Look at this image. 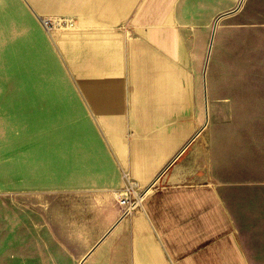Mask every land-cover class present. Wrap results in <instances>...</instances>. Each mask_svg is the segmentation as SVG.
<instances>
[{"label":"crops","instance_id":"obj_1","mask_svg":"<svg viewBox=\"0 0 264 264\" xmlns=\"http://www.w3.org/2000/svg\"><path fill=\"white\" fill-rule=\"evenodd\" d=\"M187 1L58 0L56 19L75 27L61 40L70 80H56L58 116L149 190L108 228L87 259L98 264H264V88L224 74L198 122Z\"/></svg>","mask_w":264,"mask_h":264},{"label":"rangeland","instance_id":"obj_2","mask_svg":"<svg viewBox=\"0 0 264 264\" xmlns=\"http://www.w3.org/2000/svg\"><path fill=\"white\" fill-rule=\"evenodd\" d=\"M242 1L188 0L183 7L199 123L214 24ZM54 4L51 11L44 9L49 0H0V264H80L122 216L121 199L137 201L125 174L135 178L116 154L98 142L92 148L91 138L76 137L73 122L58 116L55 83L64 89L70 80L61 40L75 27L48 30L39 21L36 9L42 19L65 17ZM215 32L208 89L228 86L221 76L231 72L240 86L264 88V0H244ZM98 256L84 264H98Z\"/></svg>","mask_w":264,"mask_h":264},{"label":"water","instance_id":"obj_3","mask_svg":"<svg viewBox=\"0 0 264 264\" xmlns=\"http://www.w3.org/2000/svg\"><path fill=\"white\" fill-rule=\"evenodd\" d=\"M244 1V0H243ZM243 1L240 3V5L238 6V7H236V8H234V9H232V10H230L229 12H226V13H223V14H221L218 18H217V20H216V22H215V24H214V27H213V35H212V39H211V43H210V50H209V52H208V55H207V58H206V61H205V69H204V73H203V81H204V96L206 97V101H205V114H206V122H208L209 121V114H208V97H207V81H206V78H207V70H208V63H209V60H210V55H211V51H212V45H213V43H214V37H215V34H216V32H215V30H216V28H217V25H218V22L221 20V19H223V18H225V17H228L229 15H231V14H233V13H236L239 9H240V7H241V5H242V3H243ZM186 149V148H185ZM184 149V150H185ZM184 152V151H183ZM182 152V153H183ZM181 153V154H182ZM180 156V155H179ZM178 158V157H177ZM176 160V159H175ZM174 162V161H173ZM172 162V163H173ZM171 163V164H172ZM169 169V168H168ZM167 169V170H168ZM166 170V171H167ZM165 171V172H166ZM165 172H163L162 174H160V176L158 177V179L165 173ZM158 179H156L155 180V182L153 183V185L157 182V180ZM153 185H151V187L150 188H152L153 187ZM127 215H122L121 217H122V219L123 218H125ZM110 232V231H109ZM109 232L108 233H106L105 234V236L99 241V242H97L93 247H92V249L90 250V252L86 255V257L81 261V263L80 264H84L85 263V261H87V259L90 257V255L97 249V246L105 239V237L109 234Z\"/></svg>","mask_w":264,"mask_h":264},{"label":"built area","instance_id":"obj_4","mask_svg":"<svg viewBox=\"0 0 264 264\" xmlns=\"http://www.w3.org/2000/svg\"><path fill=\"white\" fill-rule=\"evenodd\" d=\"M41 21H43L45 27L48 30H50L51 28H54L55 26H61V25L73 26L72 24H69L68 20H65V19H55V20L42 19ZM125 176H126L127 180L129 181V188L127 190V193L128 194L131 193L133 195L134 188L132 187V184H135L136 182L132 178H130L127 173L125 174ZM140 190L142 191L143 189H140ZM126 197L127 198H125V196H124V198H122L120 201L121 204L125 207V210L122 213V215H129L130 210L128 209V205L135 202V201H130L131 198H129L127 195H126Z\"/></svg>","mask_w":264,"mask_h":264},{"label":"bare ground","instance_id":"obj_5","mask_svg":"<svg viewBox=\"0 0 264 264\" xmlns=\"http://www.w3.org/2000/svg\"><path fill=\"white\" fill-rule=\"evenodd\" d=\"M132 187L134 188L133 193L135 195V198H137V201L135 203H131L128 205V209L130 210V214H131L132 210H137V209H140V207H142V205L146 199V195L149 192V190L140 181H136L135 184H132ZM140 189H143V190L140 191Z\"/></svg>","mask_w":264,"mask_h":264}]
</instances>
